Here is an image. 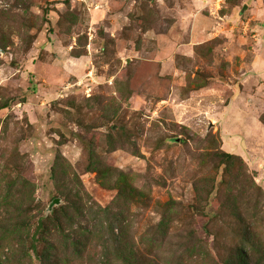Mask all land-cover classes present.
Returning a JSON list of instances; mask_svg holds the SVG:
<instances>
[{
    "label": "rangeland",
    "instance_id": "374dc122",
    "mask_svg": "<svg viewBox=\"0 0 264 264\" xmlns=\"http://www.w3.org/2000/svg\"><path fill=\"white\" fill-rule=\"evenodd\" d=\"M127 254L264 264V0H0V264Z\"/></svg>",
    "mask_w": 264,
    "mask_h": 264
},
{
    "label": "trees",
    "instance_id": "16d2710c",
    "mask_svg": "<svg viewBox=\"0 0 264 264\" xmlns=\"http://www.w3.org/2000/svg\"><path fill=\"white\" fill-rule=\"evenodd\" d=\"M227 156H230V155H227ZM49 217H53V221H54V216H49ZM47 219H49V218H47ZM45 221H46V219H44ZM38 228H40L41 230H43L44 229V221H43V219H39V221H38V225H37V229ZM151 240H154V239H156V238H154V237H152V238H150ZM126 261H127V264H136V263H133L132 262V259H129V256H128V254H127V256H126Z\"/></svg>",
    "mask_w": 264,
    "mask_h": 264
},
{
    "label": "water",
    "instance_id": "95a60500",
    "mask_svg": "<svg viewBox=\"0 0 264 264\" xmlns=\"http://www.w3.org/2000/svg\"><path fill=\"white\" fill-rule=\"evenodd\" d=\"M59 200L58 199H54L53 203H51V205L49 206V208H51V206L54 204V203H58Z\"/></svg>",
    "mask_w": 264,
    "mask_h": 264
}]
</instances>
